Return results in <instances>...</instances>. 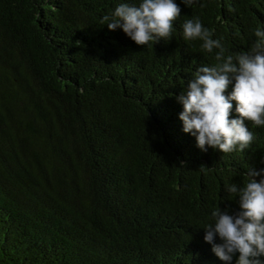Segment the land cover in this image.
Wrapping results in <instances>:
<instances>
[{
  "label": "trees",
  "instance_id": "1",
  "mask_svg": "<svg viewBox=\"0 0 264 264\" xmlns=\"http://www.w3.org/2000/svg\"><path fill=\"white\" fill-rule=\"evenodd\" d=\"M200 2L177 29L198 16L225 55L251 48L264 0ZM115 3L0 0V264H225L201 227L264 167V126L200 151L176 96L214 53L179 30L135 44L100 23Z\"/></svg>",
  "mask_w": 264,
  "mask_h": 264
},
{
  "label": "clouds",
  "instance_id": "2",
  "mask_svg": "<svg viewBox=\"0 0 264 264\" xmlns=\"http://www.w3.org/2000/svg\"><path fill=\"white\" fill-rule=\"evenodd\" d=\"M180 4L203 6L200 0H180ZM180 4L116 0L100 23L121 30L137 45L168 41L177 30L185 41H202L200 47L214 53L216 63L197 66L176 96L182 105L178 114L182 131L194 137L202 152L209 148L223 154L244 152L255 139L248 122L264 126V24L255 27L256 40L249 50L225 55L222 40L212 38L198 16L183 20L179 29L174 26L181 17ZM243 177L225 184L227 198L221 200L235 207L221 208L217 203L211 208L201 227L203 240L225 264H264V167L249 165Z\"/></svg>",
  "mask_w": 264,
  "mask_h": 264
}]
</instances>
